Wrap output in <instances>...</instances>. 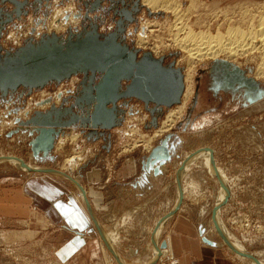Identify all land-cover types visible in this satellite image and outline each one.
Wrapping results in <instances>:
<instances>
[{
    "label": "rangeland",
    "instance_id": "374dc122",
    "mask_svg": "<svg viewBox=\"0 0 264 264\" xmlns=\"http://www.w3.org/2000/svg\"><path fill=\"white\" fill-rule=\"evenodd\" d=\"M18 1H28V5L23 7L25 13L22 12L18 19L14 18L12 22L7 23L4 33L0 37L2 48L11 52L17 49V45L21 44L23 46V42L26 41L25 37L30 34H34L35 37L40 34L49 35L47 25H49V32L57 33L50 30V24H52L56 11L62 12L56 24L65 25V29L59 31L56 35L67 36L68 32L78 33L83 25H88L89 22L84 21V15L88 11L87 8L90 9L88 7L90 3L95 0ZM112 1L119 2L121 0H103L97 11L88 14L98 29L102 28V31H107L106 28L109 26L115 29L114 15L108 12L113 5ZM122 1H125L129 6L133 0ZM174 1L180 3L182 10L187 9L186 7H189L192 1L202 6L197 8V11L193 10L185 13L186 16L183 22L192 26L195 32H199V30L210 33L224 32L230 21L235 26L240 27L239 29L249 31L253 27L248 22L242 21V18L246 15H264V0ZM0 8L4 13H11L14 10L13 5L8 1L0 3ZM115 17L117 18V16ZM69 18L76 19V24L66 23ZM173 23L176 22L170 12L159 11L148 14L145 10H142L133 23L126 25L121 38L128 47L137 49L138 36L147 33L148 43L146 46H138L141 47V49H138L139 56L148 52L153 57L163 58L164 65L174 62L176 68L181 70L184 80L188 67L186 64L187 55L171 45L169 28ZM146 24H150L152 28H144ZM157 39L162 40L161 43ZM155 45L161 51L157 56L153 50ZM250 59L241 57L237 60L230 59L228 63L241 70L247 78L253 79L264 93V76H257L259 72L257 68L261 60L255 55L254 57L252 55V59ZM215 61L217 60H205L195 64L191 97L184 98L186 88L184 84L180 105L168 109L164 108L161 114L155 115L157 127L150 125L152 116L143 103L135 99L122 100L117 104L118 108L123 110L122 124L108 132H104L107 138L106 141L100 140L95 143L86 141L81 138L84 134H79V129L71 127L65 131L68 134L59 136L56 140V146H54L52 152L55 160L52 163L47 161L35 164L32 161L29 162L28 158L31 156H29L28 141L18 151L13 148V143L8 142L13 139L14 135L11 137L6 135L18 127L19 120L17 121V119L20 116L25 119L31 113L32 106L30 102L36 101L35 106H38L40 102V104L45 105L42 101L47 97H54L57 93L66 94L63 93L62 87L58 89L60 84L49 85L42 90L33 91L28 96L24 93L19 98L14 95L22 90L8 95L5 99L0 96V127L2 130L5 129L2 133L0 130V157L12 156L18 160L23 158L24 165L32 164L38 169H54L74 181L80 180V176L84 172L88 173L94 170L100 178L98 182L94 180L90 187L100 186L107 191L112 189L116 196H110V199L108 198L100 206L101 210L98 211V215L97 212L95 215L94 211L90 209L94 216H97L96 220L99 227L102 226L101 228H104L106 232H117L118 239L114 246L116 249H114L116 251L114 253L121 255L129 264L149 263L154 246H157L156 249L160 251V256L150 264H186L182 257L175 255L172 257L166 248L160 250L162 240L169 236L171 226L176 219L180 221L181 219L187 220L196 232L199 226L206 228L208 239L212 241L215 240L214 238L218 239L217 235L212 236L211 233L213 231L218 234L213 225V223L215 224L216 200L218 195L225 191L222 196L224 197L222 203H218L221 205L218 209L219 213L217 212L222 225L239 240L245 251L257 260L255 263L264 264V95H262L261 100L249 104L247 101L248 95L245 96L244 90L237 92L219 90L215 92L213 90L215 86L211 78ZM76 79L80 81L81 77L76 76ZM72 80L75 82V78ZM62 83L63 86L71 87L72 85L69 82ZM78 89L80 90V86ZM54 101H57V98H54ZM22 108H25V110L22 111ZM181 108V113L174 119L173 126L166 132L155 136L166 117L171 113H177ZM25 112H28L27 116L24 114ZM71 135H77V138L71 140L69 139ZM167 135H171L169 142L175 145L171 150V161L162 168V175L148 182L146 181L147 178H143L141 161ZM141 136L144 138L141 139ZM145 141H149V148H144ZM211 148L215 149V157ZM196 154H200L202 159L207 160V165L214 164L215 167L213 168L215 170L218 169L222 172L223 169L229 178L222 172L221 176L225 180L221 178L220 181L216 175L207 169L206 165L203 168L200 163L192 167L186 175L179 179L182 190V204L180 210L172 215L178 207L177 177L180 175L181 165L184 163L185 157H192ZM208 156L210 157L209 160ZM132 160L136 162L135 167L131 164ZM69 164L73 165V168H69ZM63 166L67 169L64 168L63 170ZM123 166L128 171L134 167L132 171L138 173L134 172L135 174L131 179H125L126 181L122 183L121 174L124 169L123 171L120 170ZM13 168L7 163H0V190L2 194L3 191L6 192V190L12 189V184L19 183L16 175L13 177L14 172L11 171ZM19 171L26 172L24 170ZM25 175L27 174H22V177L26 178L31 175L33 178H38L47 175L58 179L69 193L73 194V197L78 200L75 197V194H77L75 186L67 179L46 173L35 174L33 172L27 176ZM8 178H11V181H8ZM115 182L122 184H113ZM94 183H96V186H94ZM9 184L10 186H8ZM229 184H233L232 196L229 205L225 206L230 192ZM221 185L224 188L226 186V188L224 189ZM128 186H131L129 188H133L134 191L123 192ZM85 195L87 197V194ZM80 200L79 203L82 202ZM84 208L86 209V206ZM212 209L214 210L213 222L211 219ZM88 214L86 217L89 220L88 228L80 233L77 230L66 228L64 224L56 225L48 221L38 228L33 220V227L28 231H37V233L30 232L33 236L28 238H17L10 234L12 231L25 230L27 227H25L23 221L18 222V219L12 218L5 219L4 222H0V264H119L114 258L112 249L107 245L108 250L104 244L99 231L96 230L93 222L88 218ZM125 218L127 220L124 222ZM162 225H164V228L154 245L153 236L155 238L156 232H159ZM3 233L6 234L4 240L2 239ZM75 235L84 239V247L79 248L81 252L80 250H74L75 252H69L70 254L66 257L60 255L63 247ZM219 237L220 240L215 241L221 244L223 238L220 235ZM160 240L161 242H159ZM167 240H164L165 243ZM217 251L222 256L219 258H223L222 261H219V264H251L249 259L243 258L225 246L220 247Z\"/></svg>",
    "mask_w": 264,
    "mask_h": 264
},
{
    "label": "water",
    "instance_id": "95a60500",
    "mask_svg": "<svg viewBox=\"0 0 264 264\" xmlns=\"http://www.w3.org/2000/svg\"><path fill=\"white\" fill-rule=\"evenodd\" d=\"M6 1L13 5L12 13H15L16 17L19 18L22 12L25 13L23 7L28 5V1ZM102 2L103 0H95L90 3V9L84 15V21L89 23L81 33L68 32L67 36L52 33L42 35L37 41L29 39L12 52L0 49V96L3 99L18 90L28 96L33 91L42 90L49 85L61 84L72 76H82L80 90L76 96L64 99L58 106L50 104L47 109L36 110L26 121L17 120L18 127L15 131L7 133V137L12 134L27 135V145L32 159L36 162H54V144L58 137L64 136L65 131L71 127L79 129L80 133L85 130H100L104 134L120 126L123 110L118 108L117 104L122 100L135 99L143 103L152 116V127H157L155 115L161 114L164 108L180 104L184 91L183 75L180 69L174 67V62L164 65L163 58L154 59L149 53L139 56L138 50L128 47L122 41L124 27L120 23L112 33H98L97 25L88 14L97 11ZM211 78L215 92L244 90L245 96L248 95L249 104L261 100L264 95L255 81L247 78L238 68L223 62L213 67ZM42 103H51V100L46 99ZM170 138L171 135H167L160 140L141 161L144 179L156 162L171 161L174 145L169 142ZM22 164L24 165V162ZM34 173L56 176L60 174L50 168ZM153 173L157 175L158 171L154 169ZM78 187L84 194L81 186ZM181 203L182 197L172 215L179 210ZM85 205L96 230L108 248L86 199ZM213 211L212 209V222ZM213 225L218 232L217 226L214 223ZM197 232L204 244L215 248L213 242L203 237L204 228L199 226ZM160 248H166L165 241L161 242ZM242 257L257 262L251 255Z\"/></svg>",
    "mask_w": 264,
    "mask_h": 264
},
{
    "label": "bare ground",
    "instance_id": "6f19581e",
    "mask_svg": "<svg viewBox=\"0 0 264 264\" xmlns=\"http://www.w3.org/2000/svg\"><path fill=\"white\" fill-rule=\"evenodd\" d=\"M140 2H141V5H143L146 9H148L150 11L148 14H151V12L152 13H156V12H159V11H161V12H170L173 15L174 19H175L176 23H173V25L171 27L169 26L170 27L169 28V33H170V36H171V39H170L171 45L174 48L184 52L187 55V58H186L187 61L186 60L185 61H186V64H187L188 67H187V73H186V75L184 77V83H183V86L185 84V87H186L185 88V93H184V98L191 97V95L193 93V89H192L193 88V72H194L193 70H194L195 64H197L198 62L205 61V60H217V61L214 62V63H216L214 67H217L222 62L227 64L228 66L232 67V65L230 63H228L229 62L228 60H230V59L237 60V59H239L241 57H246L247 59H250V58L252 59V55H253V57L255 55V56H258L259 60H261V63L258 65V68H257V70L259 69V72L258 73L256 72L257 76L258 77L259 76H261V77L264 76V15H258V16H256L255 14L254 15H250V16L246 15L245 17L242 18V21L248 22V24L253 27L249 31H246V30L243 31V30L239 29L240 27L235 26L230 21L228 24L226 23L227 24V28H226V30L224 32H219L218 31L216 33H210V32H204V31H200V30H199V32H195L193 30L192 26H190L189 24H187V23H185L183 21H184V18L186 16L185 13H189L190 11H193V10L197 11V8L202 7L197 2H193V1L190 2L189 7H186L187 9H185V10H182L180 3L177 2V1H174V0H140ZM61 15H62V12L56 11L54 16H53V21L51 22L52 24H50V30H54L57 33H54L52 31L49 32L48 31V29H49L48 26L49 25H47V33H49V34L50 33L58 34L59 31H63V29H65L64 28L65 25H60V24L57 25L56 24L57 19ZM74 18H69V19H67V21L66 20L65 21H66V23L74 25L77 22L76 19H74ZM246 19H248V20H246ZM66 23H64V24H66ZM150 24H152V23H150ZM150 24H146L144 28H147V29H148V27L152 28V26ZM153 24H154V22H153ZM195 24H197V23H195ZM146 34L138 36L137 43H136L138 46H146V44L148 43V36ZM12 35H10V36H12ZM158 37H160V36H158ZM157 40L160 41V39H157ZM161 41H160V43H161ZM162 45H163V42H162ZM171 45H169V46L171 47ZM153 50H154V53L156 54V56L158 54H160L159 52H161V51H159V48H158L157 45L153 46ZM221 57H222V59H221ZM174 65H176V64H174ZM214 75H215V73H214ZM63 93H66V89H63ZM68 93H69V95H67V93H66L67 96H65V94H62V93H57V94L54 95V97L53 96L47 97L48 95L46 94V97H47L46 99L51 100V103H44L45 105H42V104H40L41 103L40 102L38 106L37 105L35 106L36 101H32V102H30V104L32 106V111H30L31 113H29V115L27 116L28 112H25L24 114H26V116H27L25 119L21 118V116L19 117V119H17V118L16 119L19 120V121H24V120L26 121L29 118V116L34 111L38 110L39 108H41L39 110H44L43 108H45V106L47 105L46 108H45V109H47L50 106V104H54V105L58 106V105H60L62 103V101L64 99H69L70 97L73 98L74 96L77 95V93L74 92V91L68 92ZM54 98L55 99L57 98V101H54ZM46 99H44V101H46ZM180 103H181V101H180ZM22 109H21L22 111L25 110V108H22ZM181 110H182V108L180 110H178L177 113L175 112V113L169 114L166 117V120L161 124L160 130L157 131V134H155V136H158V135L162 134L163 132H166L168 129H170L173 126V124H174V119H176L180 115ZM18 112H17V114H18ZM14 123H15V121H14ZM0 130H1V133H2V131H4V130H2L1 127H0ZM12 131H15V130H12ZM65 134H68V133H65ZM13 135H15V134H12V136ZM75 137L77 138V135H73V136L71 135V137L69 139L74 140ZM143 138L144 137L141 136V139H143ZM149 141H145L144 142V144H143L144 148H147V147L149 148V145H150ZM61 144H63V143H61ZM54 146H56V144H54ZM174 147H175V145H174ZM207 154L209 155L208 152H207ZM30 156H31V154H30ZM73 156L75 157L76 155H73ZM78 156H80V155H78ZM73 158L71 159L72 161H73ZM209 159H210V157L208 156V160ZM78 161H79V159H78ZM206 161L207 160L202 159V156L200 154H196V155H194L192 157L188 156V158L185 157L184 163L181 165L182 167H181V170L179 171L180 175H179V177H177V183H178V189H179L178 204H179L180 198L182 196V190H181V187H180L179 179H181L184 175H186V173L192 167H195L197 164L200 163L203 168H205V165H206L207 169L212 174L216 175L218 177V179H220V181H221V178H222V180H225L221 176L222 172H220L218 169L215 170L213 168L215 166H213L214 164H212V163L207 165ZM34 162L35 163H40V162H36V161H34ZM42 162H46V161L44 160ZM47 162H49V161H47ZM65 162H67V161H65ZM0 163H7V164L11 165L14 168H17L19 170H24L26 172H29V171H31V172L41 171V170L46 169V168L38 169L37 167L33 166L32 164L23 165L21 160H18L16 158L12 157V156H8V157H3L2 156V157H0ZM167 164L168 163H164V162L163 163L162 162H156L148 170V173L146 174V178H147L146 181L149 182L151 179L157 178L160 175H162V168L164 166H166ZM76 165H77V163H76ZM74 166H75V164H74ZM68 167L69 168H71V167L73 168V165L69 164ZM64 168H66V167L63 166V170H64ZM154 169H156L158 171L157 175H155L153 173ZM69 172H70V170H69ZM59 173L60 174L58 176H60L62 174L61 172H59ZM60 177H62L64 179H67L69 182H71L75 186V188L77 189L78 194H79V196H80V198L82 200L83 205H85V199L89 203V200H88V198L85 195V192L83 194L80 191V189L78 187L79 184L76 181L70 179L65 174H62ZM222 187L224 188V186H222ZM225 188H226V186H225ZM219 193H220V191H219ZM224 193H225V191H222V193H220L218 195V198L216 200V203H217L216 204L217 205L216 206V211H215L216 215H215V218H214L215 219V224H216L217 229H218V232H219L220 236L223 238V241H222L221 244H218V243H216L215 240L212 241V240L208 239V237L206 236V228L204 229L203 237L208 239L209 241L213 242L215 244V249H220V247L225 246L229 250L239 254L240 256H242V255H251L249 252L245 251V249L243 248V245L239 242V240L234 235L230 234L225 229V227L222 225V223H221V221L219 219V216H218L217 212H218V209H219L221 204H218V203L219 202L222 203V201L224 199V197H222V196L224 195ZM227 200H228V198H227ZM95 221H96V223H97V225L99 227V224H98L96 218H95ZM159 225H161V224H159ZM101 227L102 226H100L99 229L101 230V234H102L106 244L112 249L113 253L116 252V251H114V249H115L114 246L116 245L117 239H118L117 232L116 231H113V232L107 231L106 232L105 229L101 228ZM163 228H164V225L161 226V228L159 229V232H156L155 238L153 236V244L154 243L156 244V240L160 237L159 234L161 233ZM200 240H201V237H200ZM225 242L227 243V245H226ZM204 245H206V244H204ZM206 246H208V245H206ZM154 247H153V249L151 251L152 252L151 253L152 256H151V261L149 263H146V262L145 263H139V262H137V263H134V264H150L152 261L157 259V257L160 256L159 255V250L156 249L157 246L155 248ZM208 247H210V246H208ZM113 255L115 256L114 258L117 260V263H119V264H129V263L126 262V260L121 255H118L117 253H114ZM249 261H250L251 264H258V263H255V261H253V260L249 259Z\"/></svg>",
    "mask_w": 264,
    "mask_h": 264
},
{
    "label": "crops",
    "instance_id": "0c3cea01",
    "mask_svg": "<svg viewBox=\"0 0 264 264\" xmlns=\"http://www.w3.org/2000/svg\"><path fill=\"white\" fill-rule=\"evenodd\" d=\"M14 96L16 98H19L23 96V93L22 91H19ZM78 132L79 134H84L81 136V138H84L86 141H91L92 143H95L100 140H104V141L107 140L103 132L100 130L98 132L85 130L84 133H80V130H78ZM28 140L29 138L27 135L21 136L16 134L14 135L13 139L8 142L13 143V148L19 151L22 149L21 148L22 145H26ZM215 154H216L215 149H213L214 157ZM28 159L29 162L31 161L34 162L31 159V157ZM20 160L22 162H25L23 158H20ZM131 164L134 165L135 167L136 165L135 160H132ZM123 169L125 172L123 171ZM132 170L129 169L128 171V169L125 168V166L121 168L120 171L124 172V173L122 172L121 174L122 176L120 175L122 177L121 180H123L122 183L126 181L125 179H131V177L135 173L136 174L138 173L137 171H132ZM11 171L14 172L13 177H15L16 175L17 181L19 183L12 184V189L8 191L6 190V192L3 191L4 192L3 194L1 193L0 190V222H4L5 219H11V218L18 219V222L23 221V224L25 225V227H27L23 231H12V233H10L12 234V236L17 238L20 237L28 238L30 236H33L34 233H37V231H32V232L30 231L31 233H33L31 235V233L28 231V229H31V227H33V220L36 222L37 224L36 226H38V228L43 226V223L46 224L47 221L52 222L53 224L56 225L60 223L64 224L66 228H69L70 230H77L78 233L88 228L89 220L86 218L88 211L84 208L85 205L82 206V202L78 196V191L77 194L74 193L75 197L78 198L77 200L76 198L73 197V194L71 195L69 193L67 188L64 185H62L58 179H54L53 177L47 175H43L38 178H33L31 177V175H28V174H32L31 171L23 172L15 168L11 169ZM222 172L225 173L223 169ZM24 173H26L29 177L23 178L22 174ZM225 175L227 176L226 173ZM80 178L81 179L76 182L83 188L85 194H87L90 208L94 211L95 215L96 212L98 215V211L101 210L100 206L106 200H108L110 196L113 197L115 193L113 192L112 189H109L107 191L105 188H102L100 186L90 187V184L92 185L94 180L95 182H98L100 178L94 170L88 173L84 172V174H82ZM227 178L229 177L227 176ZM8 181H11V178H8ZM122 183L115 182L113 184L117 185ZM232 185L233 184H229L230 192L228 194L229 197L228 200L226 201L227 204L225 206H228L231 201ZM8 186H10V184ZM94 186H96V183H94ZM129 187L131 186H128V188L123 190V192L125 191L129 193L134 191L133 188H129ZM135 191L137 190L135 189ZM139 191L143 192L141 190ZM79 200L81 203L78 202ZM94 213L92 212L93 215ZM88 215H89L88 218L92 221L90 214ZM125 220L127 219L125 218L124 222ZM194 229L195 228L192 226V224L189 223L187 220L181 219L180 221L179 219H176L171 226V233H169V236L166 239L162 240L164 241L168 239L166 242V250L169 251L172 257L174 255L178 257H182L186 264H219V261L223 260V258H219L221 256V253L217 251L218 249H215L214 247H208L204 245L201 242L200 237L198 236V232H196ZM211 234L212 236L217 235L218 239L214 238L215 240L217 241L220 240V237L216 232L214 233L212 231ZM4 236H6L5 233L2 234L3 240L5 238ZM159 242H161V240ZM84 245H85L84 239L81 236L75 235L74 238H71L66 243V245L63 247L62 251L60 252V255L66 257L68 254H70L69 252L74 250L79 251L80 250L79 248H83ZM159 255H160V251H159ZM236 258L240 259L239 257Z\"/></svg>",
    "mask_w": 264,
    "mask_h": 264
},
{
    "label": "flooded vegetation",
    "instance_id": "af4514ba",
    "mask_svg": "<svg viewBox=\"0 0 264 264\" xmlns=\"http://www.w3.org/2000/svg\"><path fill=\"white\" fill-rule=\"evenodd\" d=\"M4 1H6V0H0V3H3ZM112 3H113V5L109 8L108 12L112 13L114 15V24H115L114 31L117 30L118 23L123 25L124 30H125L126 25L129 23H133L134 20L137 18L138 13H140L142 10H145L147 13H149V11L143 5H141L139 0H133L131 2L132 4H130L129 6L125 3V1H122V0L119 2L112 1ZM88 7H90V6H88ZM87 10H88V8H87ZM115 16H117V18ZM14 18L18 19V17H16L15 13H12V12L11 13H4L2 11V9L0 8V37L4 33L5 25L7 23L12 22ZM85 27L86 26L83 25V27L80 30H78V33L83 32ZM136 48H137L136 50L141 49V47H138V46ZM0 49L4 50L1 46V44H0ZM153 58L159 59L156 57H153ZM183 83H184V80H183ZM78 91H79V89H77L74 92H76L78 94Z\"/></svg>",
    "mask_w": 264,
    "mask_h": 264
},
{
    "label": "built area",
    "instance_id": "2783aa9c",
    "mask_svg": "<svg viewBox=\"0 0 264 264\" xmlns=\"http://www.w3.org/2000/svg\"><path fill=\"white\" fill-rule=\"evenodd\" d=\"M106 30L108 32L107 31H102V28H100V29H98V33H100L102 35H107V34L112 33L114 31V29H113L112 26H109L108 28H106ZM41 35L42 34H40L37 37H35L34 34H30V35H28V37H25L26 38L25 40L28 41L30 39L32 41H37V40H39V38L41 37ZM26 41H24L23 43H25ZM17 46H18L17 48H19V47H21V44H19ZM76 76H80L81 77V80L79 81L78 79H76ZM74 78H75V82H73V80H72ZM81 81H82V76L81 75L72 76L70 79L64 81V82H69V84H72L71 87L63 86V83H61L58 89H60L61 87H62L61 89H66V93H67V95H69L68 92L76 91L78 89V87L80 86ZM67 95L65 94V96H67Z\"/></svg>",
    "mask_w": 264,
    "mask_h": 264
}]
</instances>
